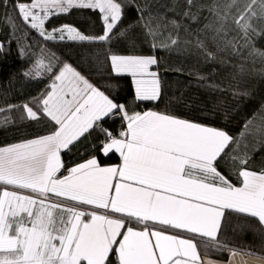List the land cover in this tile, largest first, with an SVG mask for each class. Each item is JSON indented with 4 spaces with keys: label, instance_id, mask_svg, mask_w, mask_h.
I'll use <instances>...</instances> for the list:
<instances>
[{
    "label": "snow or ice",
    "instance_id": "obj_1",
    "mask_svg": "<svg viewBox=\"0 0 264 264\" xmlns=\"http://www.w3.org/2000/svg\"><path fill=\"white\" fill-rule=\"evenodd\" d=\"M176 3L173 0L172 11ZM184 4V18L196 21L198 15L192 11L197 7L195 0H184ZM236 6L237 0H206L199 5L198 12L207 10L209 15L198 30L204 38L192 45L180 40L181 25L176 17L161 24L164 18L151 11L148 0L142 4L137 0H0V7L12 10L5 14L8 35L0 37V56L10 53L15 43L19 58L31 57L34 68L45 69L43 77L39 71L36 76L50 82L24 103L0 106V127L42 121L47 127L44 134L0 144V264H67L63 241L73 226L77 232L103 233L105 241L114 233L100 253L99 264H171L177 257L178 264H264V254L233 247L219 235L224 218L235 215L243 221L237 223V229L256 232L264 246V195L256 194L264 188V168L259 173L249 170L247 147L241 155L233 148L240 140L215 126L167 112H130L128 101L122 100L118 91L113 94L111 83L130 79L135 104L158 103L163 84L155 69L160 64L156 53L161 50L195 48L205 62H215L219 55L245 58L247 53V58L264 62V49L255 46L257 39L264 38V15L253 12V0L247 11L230 19ZM126 8L135 11L136 18L121 27ZM73 11L94 13L99 31L89 34L73 24L48 27L46 21L53 15H71ZM169 26L177 34L160 40ZM137 28L143 32L147 54L137 51L140 46L132 35ZM33 33L35 37L29 40ZM40 41L45 46L66 42L81 47L103 45L86 49L81 56V63L90 64L103 84L89 79L55 49H47L45 67L37 55V49L44 52ZM120 41L125 51L113 48ZM33 70L24 71L23 77L31 78ZM189 75L199 81L207 79L199 72ZM203 86L221 87L215 83ZM227 90L234 96L250 95L231 85ZM257 117V143L264 148V105L246 121L240 135L244 136ZM109 119L121 122L118 134L105 126ZM93 132L97 137L90 150L96 154L68 167L62 157ZM116 154L118 164H101L100 157L109 159ZM224 166L233 169L238 180L242 178V186L236 185ZM188 190L196 194L185 196ZM72 191L83 195H69ZM37 204L46 207L36 210ZM169 229L177 234H166ZM37 232L40 239L31 243L30 237ZM169 242L177 247L166 261L164 251ZM142 251H150V256L139 259ZM213 251L226 255L227 260L206 259ZM74 264H84L83 258H76Z\"/></svg>",
    "mask_w": 264,
    "mask_h": 264
},
{
    "label": "trees",
    "instance_id": "obj_2",
    "mask_svg": "<svg viewBox=\"0 0 264 264\" xmlns=\"http://www.w3.org/2000/svg\"><path fill=\"white\" fill-rule=\"evenodd\" d=\"M144 0H137L138 4H142ZM206 0H195L197 7H193L192 11L198 15L196 21L186 19L183 16L185 10L184 0H177L175 11H172L173 0H148L151 5V11L158 16L163 17L161 24H166L167 20L176 17L178 23L181 25L179 29V38L183 41H188L192 45L196 44L198 39H203L204 34L198 32L203 29L207 21L204 19L208 17L207 10L198 12V6L205 3ZM228 3L231 0H227ZM253 5V0H237V6L232 10L230 19L238 18L247 9ZM257 15H264V4L260 0H255V7L252 9ZM11 8L5 9L0 7V37L8 35V28L6 24V12L10 13ZM251 14V13H250ZM136 18V12L131 9H125L124 25L132 23ZM49 28L52 26H59L63 24H73L81 31L89 34H94L100 29V23L96 15L90 11H73L71 15H53L50 20L46 21ZM177 33L169 26V30L160 35V40H166L169 35L175 36ZM136 37L137 43L140 47L138 52L143 54L148 53V48L144 46L143 32L137 28L132 33ZM35 34L29 36V40L33 39ZM39 40V38H36ZM158 42V41H157ZM44 52L41 53L37 49V55L43 61V65L47 66V49H55L61 53L63 57L69 60L73 65L79 66L93 81L103 84V81L96 75L95 70L90 64H82V53L89 48L103 47V45H84L79 46L73 42L66 43H48L46 46L43 41H40ZM255 46L264 49V38L257 39ZM183 48V43L181 44ZM113 48L119 51H125V44L123 41L113 44ZM160 58L158 71L163 84V95L158 103L135 104L132 100V86L130 79L121 78L112 80L114 86L113 94L118 91L119 97L129 103V111H145L154 110L158 112H167L176 115L180 118L189 121H195L204 125L215 126L218 129L228 131L234 137L240 140L237 147L233 145L241 155L244 150L248 149L249 170L260 172L264 168V148H260L257 141L259 135L256 128L260 124V119L257 117L252 127L241 136L244 125L248 119L253 117L261 105H264V62L259 58L252 60L245 58L219 55L215 62H205L202 56L197 55L195 48H189L183 52L161 50L156 53ZM31 57L21 59L17 55V45L14 43L11 47L10 53L0 56V106L6 107L9 103H24L32 97L38 95L50 83L46 78H39L36 76V71L44 76V68H34V60L30 62ZM220 61H226L221 63ZM243 65V72L241 71ZM30 68H33L31 78L23 77L22 73ZM184 69L183 73L178 69ZM189 72H199L202 76L207 77L206 80L199 81L198 77L189 75ZM107 78V76H106ZM215 83L219 84L220 90H213L203 85ZM231 85L233 89L247 90L250 92L249 96H234L231 91H228V86ZM3 116H0V120ZM105 126L111 128L114 134H118L121 130V122L119 120L113 121L111 119L105 122ZM47 132L45 122L40 123H16L8 127H0V144H8L18 142L27 138L34 137L39 134ZM97 133L93 132L88 139H82L73 149L71 153L65 154L62 158L64 163L71 167L74 164L81 163L90 155L96 154L91 152L90 145L96 141ZM259 148L255 151L253 148ZM102 165H116L119 163L118 154L113 155L109 159L100 157ZM227 171L232 174L233 181L237 186H242L241 180L236 178L233 169ZM66 170V169H64ZM115 216V215H114ZM235 215H228L223 220V229L219 233L221 237H226L232 242V246L243 251L252 249L259 254H264V246H262V238L259 234L251 230L243 232L237 229V223H242ZM133 227H135L133 225ZM139 230V229H137ZM166 234H177V230L169 229ZM181 235H186L181 233ZM200 243L199 240L196 241ZM199 251L203 253V246L201 245ZM115 261V257H112ZM206 259L227 260V256L218 253L210 252Z\"/></svg>",
    "mask_w": 264,
    "mask_h": 264
},
{
    "label": "rangeland",
    "instance_id": "obj_3",
    "mask_svg": "<svg viewBox=\"0 0 264 264\" xmlns=\"http://www.w3.org/2000/svg\"><path fill=\"white\" fill-rule=\"evenodd\" d=\"M68 99H71V96ZM72 104L75 105V100L72 101ZM63 173H66V170ZM258 192L259 190L257 189ZM74 232L75 234L78 233V235L70 236L68 246H66L67 250L62 252L67 264H74L76 258H83L84 264H96L101 257V250H97L93 245L94 243L96 244L97 233L95 231L86 232L83 229L77 232L75 226H73L72 235Z\"/></svg>",
    "mask_w": 264,
    "mask_h": 264
},
{
    "label": "crops",
    "instance_id": "obj_4",
    "mask_svg": "<svg viewBox=\"0 0 264 264\" xmlns=\"http://www.w3.org/2000/svg\"><path fill=\"white\" fill-rule=\"evenodd\" d=\"M64 171L65 170H62V172H64ZM64 174H66V173H64ZM58 175H60V174H58ZM258 190H259V192L256 193L257 196L264 195V188H261V189H258ZM68 194L69 195H72V196H76V197H80V196L83 195V193L78 192V191H72V192H69ZM195 194H196V191L195 190H188V191H185L184 192V195L185 196L195 195ZM53 199H55V197H53ZM42 207H46V205H43L42 206L40 204H37L36 205V210H41ZM86 207H89V209H90V206H86ZM98 211H103V210H98ZM110 214L113 215V216L114 215L115 216L120 215V214H115V213H110ZM56 215L59 216L60 213L57 212ZM64 215H65V217H67L68 216V213H64ZM122 231H126V229H122ZM96 233H97L96 234L97 235V237H96L97 238L96 239L97 241H96V244L94 243L93 245L97 248V250H101L102 251L104 249V247H105V244L108 243V242H110L111 239L114 237V233H112L108 237V240L107 241H105V238H104L103 233H100V232H96ZM74 235H78V233L75 234V232H74L73 235H72V231H71V234L64 239L62 252H65L67 250V247L66 246H68V240H69L70 236H74ZM39 239H40V233L37 232V233H34L30 237V242L31 243H34L35 241H37ZM118 239H122V237H118ZM56 243H58V241H56ZM176 247H177V245L175 243L169 242L168 246L165 248V251H164V258H165L166 261L168 260V257L169 256H171V255H173L175 253ZM149 256H150V251H142L139 254L138 258L141 259V260H144V259H147ZM100 259H101V257H100ZM100 259L98 260V262H96V264H99ZM234 259L238 260V259H240V257H235ZM179 260H180V257H177L175 260H172L171 261V264H178V261Z\"/></svg>",
    "mask_w": 264,
    "mask_h": 264
}]
</instances>
